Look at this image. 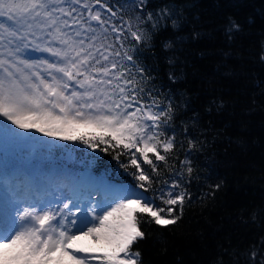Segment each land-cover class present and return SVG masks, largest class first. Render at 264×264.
Returning <instances> with one entry per match:
<instances>
[{
  "label": "snow or ice",
  "instance_id": "1",
  "mask_svg": "<svg viewBox=\"0 0 264 264\" xmlns=\"http://www.w3.org/2000/svg\"><path fill=\"white\" fill-rule=\"evenodd\" d=\"M93 5L113 17L119 11L101 0H0V142L58 147L32 135L39 133L79 142L93 153L120 149L114 158L130 154L138 183L114 189L102 179L60 171L26 179L0 173V264H142L133 250L146 238L139 217L176 224L190 199L183 189L193 174L190 160L180 161L179 171L172 166L177 178L163 181L169 190L158 197L146 195L154 181L140 163L159 176L152 156L167 164L166 154L176 146L175 135L165 133L175 104L147 89L150 76L134 55L149 47L152 30L173 10L145 16V0H135L132 7L141 9L135 23L109 29ZM129 39L135 44L129 46ZM187 143L189 150L196 147L192 139ZM84 238L102 242V250L83 246Z\"/></svg>",
  "mask_w": 264,
  "mask_h": 264
},
{
  "label": "trees",
  "instance_id": "2",
  "mask_svg": "<svg viewBox=\"0 0 264 264\" xmlns=\"http://www.w3.org/2000/svg\"><path fill=\"white\" fill-rule=\"evenodd\" d=\"M134 2L101 0L119 10L107 23H135L141 9ZM165 7L174 14L134 55L150 76L147 89L175 104L165 133L175 135L176 146L166 154L167 164L152 156L159 176L140 163L154 181L146 195L158 197L169 190L163 181L177 178L172 166L179 171L180 161L190 160L193 174L183 184L190 199L176 224L158 226L140 216L146 238L133 250L142 264H264V0H145L142 14ZM189 139L196 141L194 149H188ZM49 142L58 147L46 156L62 166L138 183L130 154L114 158L120 149L93 153L79 142Z\"/></svg>",
  "mask_w": 264,
  "mask_h": 264
},
{
  "label": "rangeland",
  "instance_id": "3",
  "mask_svg": "<svg viewBox=\"0 0 264 264\" xmlns=\"http://www.w3.org/2000/svg\"><path fill=\"white\" fill-rule=\"evenodd\" d=\"M93 7H94V9H98L102 12V18L106 19V21L113 19V18H111L112 15L110 14V12H108L106 9H100L99 5H93ZM105 15H108V17H105ZM92 24L94 27L97 26L95 21H93ZM111 25H114V23H110V25L108 23H106L105 27H108L110 29ZM16 131H19V130L17 129ZM32 135L34 137H36L37 140L42 141L46 145L50 143L49 141H51L49 138L43 137L39 133H32ZM49 151H50L49 148H41L38 145L33 144V143L0 142V160H1L0 164L2 163V165H3L1 167V169H4L3 173H5V172L10 173V171H8V168L11 169V167H13V166L21 167L25 171L26 170L32 171L33 167L35 168L37 166H43L46 168V172H48V170L52 168L55 171L58 170L60 172L70 174L72 176H77V177L82 176L83 177L84 175H87V176L89 175V176H93V177L102 179L104 182H109L108 179H106L103 176H100V175L93 173L92 171L89 170V168L83 169L81 171H75L76 168L74 166L70 165V166H65L64 170L59 169L58 167H60V166L53 164V162L55 160H54V158H52L53 157L52 154L50 156H46L47 153L49 154ZM41 159H42V161H41ZM43 159H49V160H43ZM48 162H50V165L47 164ZM59 165H61V164H59ZM1 169H0V171H1ZM109 178H111V177H109ZM119 181H120V183H119ZM112 186L114 189H117V188H122V187H132L133 185L124 183V182H122V180H118V181H113ZM136 191H142V190L136 189ZM81 244L83 246L93 247V248H96L98 250H102V248H103L102 242L98 245L91 238H84L81 241ZM77 255L84 256L86 254L85 253H78ZM90 264H100V261L91 260Z\"/></svg>",
  "mask_w": 264,
  "mask_h": 264
},
{
  "label": "bare ground",
  "instance_id": "4",
  "mask_svg": "<svg viewBox=\"0 0 264 264\" xmlns=\"http://www.w3.org/2000/svg\"><path fill=\"white\" fill-rule=\"evenodd\" d=\"M1 161V160H0ZM3 165H2V163L0 164V169H1V167H2ZM10 168H8V171H10V173L11 174H13V176H14V178H19V179H26V178H28V177H31V176H38V175H40V174H42V173H53V172H56L55 170H53L52 168L51 169H49L48 170V172H46V168L45 167H43V166H37V167H33V169H32V171H30L29 170V172L27 171H24V170H22L23 168H21V167H17V166H13V167H11V169L9 170ZM3 170L4 169H1V171H0V173H3ZM58 171V170H57ZM84 176H87V175H84ZM83 176V177H84ZM89 176V175H88ZM113 179V178H112ZM105 183H107L108 185H110L112 188H113V186H112V183H113V181H111V180H109V182H105ZM119 183H120V181H119ZM117 189H119V188H117ZM55 193H53V195H54ZM49 198H51V197H49ZM71 207V206H70ZM76 254H78V253H76Z\"/></svg>",
  "mask_w": 264,
  "mask_h": 264
}]
</instances>
